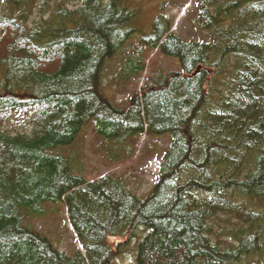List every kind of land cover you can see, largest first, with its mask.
<instances>
[{
    "label": "trees",
    "instance_id": "16d2710c",
    "mask_svg": "<svg viewBox=\"0 0 264 264\" xmlns=\"http://www.w3.org/2000/svg\"><path fill=\"white\" fill-rule=\"evenodd\" d=\"M133 1L0 0V264H115L131 245L134 264H247L264 251V212L243 203L264 207V0H198L200 41L163 14L142 35ZM150 50L178 70L114 104L105 72L129 82ZM13 111L31 112L24 131L5 130ZM86 124L119 163L135 138L171 136L143 198L52 153ZM57 202L81 251L23 226L22 210Z\"/></svg>",
    "mask_w": 264,
    "mask_h": 264
},
{
    "label": "rangeland",
    "instance_id": "374dc122",
    "mask_svg": "<svg viewBox=\"0 0 264 264\" xmlns=\"http://www.w3.org/2000/svg\"><path fill=\"white\" fill-rule=\"evenodd\" d=\"M133 6L138 8L137 27L142 35L151 34L153 22L160 14L164 15L166 21L171 22V32L179 39L184 41H200L205 38V34L199 29L196 22L195 14H197L198 0H139ZM147 60H150L148 68L145 72L134 77L129 82H123L120 75L116 71L112 73L109 69L105 72V80L103 86L106 88L107 96L116 105L123 104L129 94L134 90L144 87L149 78L158 74H167L177 71L178 66L171 58L155 56L154 51L147 53ZM119 66V64L117 65ZM116 65L114 67H117ZM120 67V66H119ZM122 73V72H119ZM27 115L13 111L7 120V131L12 133L25 130V122ZM171 136L157 139H149L139 136L132 143L133 155L123 162H112L110 157L106 155L102 140L95 136L94 127L86 124L80 131L77 139L73 144L56 148L52 153L59 154L71 161L73 172L75 167L82 169V174L87 180L101 178L102 176L114 177L119 180L138 197L143 198L154 186L160 170V161L162 153L170 145ZM74 166L72 158L74 157ZM80 165V167H79ZM247 209L257 212H264V207L259 200H245L243 202ZM27 210L21 211L23 226L32 227L37 231L45 234V236L58 248L61 252L71 254L80 251L77 246L76 239L72 231L67 227L66 210L61 202L54 204L41 205V213L30 214ZM35 216V217H33ZM230 229H236L237 220H228ZM217 222L215 223L216 227ZM139 236V234H138ZM140 238V237H139ZM139 241V240H138ZM128 253L119 257L120 262L125 257L133 263L134 246L128 247ZM136 251V248H135ZM124 256V258H123ZM122 258V259H121ZM247 264H264V251L261 254L251 257L247 260Z\"/></svg>",
    "mask_w": 264,
    "mask_h": 264
}]
</instances>
